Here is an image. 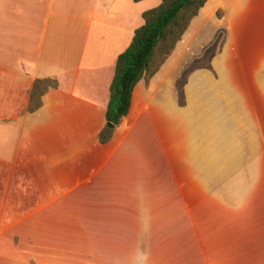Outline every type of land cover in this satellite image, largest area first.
Listing matches in <instances>:
<instances>
[{"label": "crops", "instance_id": "0c3cea01", "mask_svg": "<svg viewBox=\"0 0 264 264\" xmlns=\"http://www.w3.org/2000/svg\"><path fill=\"white\" fill-rule=\"evenodd\" d=\"M145 1L0 0V264H264V199L246 208L238 194L229 208L232 194L201 193L228 207L212 219L217 241L198 240L194 226L181 236L185 213L164 205L176 183L167 160L214 148L205 109L176 97L165 62L137 82L127 115L99 142L116 60L144 23L150 9L135 6ZM220 9L252 31L238 39H264V0ZM36 80L57 85L28 113Z\"/></svg>", "mask_w": 264, "mask_h": 264}, {"label": "rangeland", "instance_id": "374dc122", "mask_svg": "<svg viewBox=\"0 0 264 264\" xmlns=\"http://www.w3.org/2000/svg\"><path fill=\"white\" fill-rule=\"evenodd\" d=\"M155 3L158 0H146L135 6V12L152 9ZM221 3L208 0L165 59L166 68L176 71V97L183 105L186 96L195 97L192 107L205 109L214 148H181L179 160H167L165 177L176 183L170 186L172 200L164 205L178 206L185 213L182 230L187 232L181 236L191 235L194 226L192 236L205 241L219 240L221 227L214 226L213 216L221 221L220 209L228 207L219 197L201 193L232 194L234 205L229 208H237L238 194L246 208L257 207L264 199V39H238L240 33L249 36L252 31L237 20L231 23L221 11ZM199 97L208 102L197 101ZM159 173L162 176L161 169ZM202 178H213V183L202 184ZM157 201L143 199L135 205L150 207ZM152 221L158 224L157 217ZM138 236L137 248L142 252L141 234ZM182 247L179 244L177 250ZM166 251L172 256L174 246Z\"/></svg>", "mask_w": 264, "mask_h": 264}, {"label": "trees", "instance_id": "16d2710c", "mask_svg": "<svg viewBox=\"0 0 264 264\" xmlns=\"http://www.w3.org/2000/svg\"><path fill=\"white\" fill-rule=\"evenodd\" d=\"M143 0H134L139 2ZM208 0H160V4L142 13L143 25L136 29L132 42L116 60L115 72L109 87V100L105 121L118 126L127 115L133 88L140 79L146 82L165 62L167 55L186 31L191 20ZM53 80H36L33 83L28 113L41 106V97L52 88ZM111 129L105 127L99 134V142L109 140Z\"/></svg>", "mask_w": 264, "mask_h": 264}, {"label": "water", "instance_id": "95a60500", "mask_svg": "<svg viewBox=\"0 0 264 264\" xmlns=\"http://www.w3.org/2000/svg\"><path fill=\"white\" fill-rule=\"evenodd\" d=\"M106 127L109 128V129H112L113 128V125H111L109 123H106Z\"/></svg>", "mask_w": 264, "mask_h": 264}]
</instances>
